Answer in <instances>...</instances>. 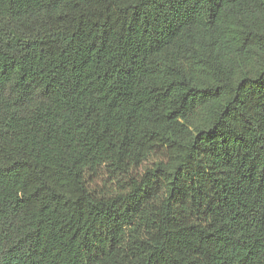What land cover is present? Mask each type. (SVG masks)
<instances>
[{
    "label": "trees",
    "instance_id": "1",
    "mask_svg": "<svg viewBox=\"0 0 264 264\" xmlns=\"http://www.w3.org/2000/svg\"><path fill=\"white\" fill-rule=\"evenodd\" d=\"M0 264H264V0H0Z\"/></svg>",
    "mask_w": 264,
    "mask_h": 264
},
{
    "label": "rangeland",
    "instance_id": "2",
    "mask_svg": "<svg viewBox=\"0 0 264 264\" xmlns=\"http://www.w3.org/2000/svg\"><path fill=\"white\" fill-rule=\"evenodd\" d=\"M136 174L131 172V175ZM118 178L114 175L104 172L92 185V189L96 190L98 193H112L117 190Z\"/></svg>",
    "mask_w": 264,
    "mask_h": 264
}]
</instances>
